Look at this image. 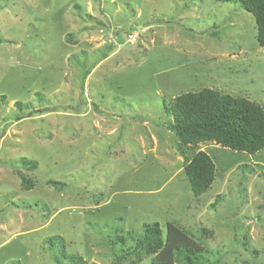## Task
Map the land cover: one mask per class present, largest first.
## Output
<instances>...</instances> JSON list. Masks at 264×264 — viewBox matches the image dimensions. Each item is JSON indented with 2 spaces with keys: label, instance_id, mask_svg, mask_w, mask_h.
<instances>
[{
  "label": "rangeland",
  "instance_id": "374dc122",
  "mask_svg": "<svg viewBox=\"0 0 264 264\" xmlns=\"http://www.w3.org/2000/svg\"><path fill=\"white\" fill-rule=\"evenodd\" d=\"M203 88L264 108V46L239 2L0 0V264H111L156 222L208 264H264V148L169 129L173 97ZM198 150L216 170L195 197Z\"/></svg>",
  "mask_w": 264,
  "mask_h": 264
},
{
  "label": "trees",
  "instance_id": "16d2710c",
  "mask_svg": "<svg viewBox=\"0 0 264 264\" xmlns=\"http://www.w3.org/2000/svg\"><path fill=\"white\" fill-rule=\"evenodd\" d=\"M218 2H239L243 9L251 13L256 25V40L264 46V0H215ZM19 106L21 104L19 103ZM166 111L172 116L169 129L183 144L196 145L214 142L232 150L253 154L264 148V108L244 96H232L212 88L184 92L173 97ZM184 154V151L181 150ZM35 169V161L26 162ZM215 165L203 150L196 151L184 165L193 196L203 194L215 179ZM24 187L28 183L22 177ZM47 184H59L47 181ZM128 234L134 243L114 254L111 264H123L131 255L139 260L148 259L142 264H208L196 246L192 234L173 222L165 223V231L159 223L145 224L140 236ZM125 243L123 236H116L112 242ZM255 252V251H254ZM77 263L81 264L82 259Z\"/></svg>",
  "mask_w": 264,
  "mask_h": 264
}]
</instances>
